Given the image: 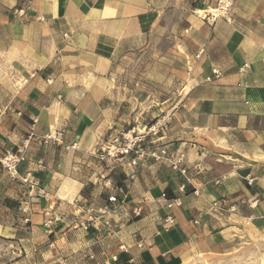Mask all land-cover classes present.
I'll list each match as a JSON object with an SVG mask.
<instances>
[{
    "label": "crops",
    "instance_id": "crops-1",
    "mask_svg": "<svg viewBox=\"0 0 264 264\" xmlns=\"http://www.w3.org/2000/svg\"><path fill=\"white\" fill-rule=\"evenodd\" d=\"M191 2L178 6L190 85L155 139L185 155L183 175L166 160L97 156L127 119L115 94L120 64L150 45L176 4L0 0V153L23 151L20 175L48 194L29 197L0 166V264H186L264 252V0H235L214 24ZM49 132H63L62 142L45 145ZM91 216L89 230L78 225Z\"/></svg>",
    "mask_w": 264,
    "mask_h": 264
},
{
    "label": "rangeland",
    "instance_id": "rangeland-1",
    "mask_svg": "<svg viewBox=\"0 0 264 264\" xmlns=\"http://www.w3.org/2000/svg\"><path fill=\"white\" fill-rule=\"evenodd\" d=\"M169 1L176 4L177 12L170 14L165 27L151 36L150 45L139 54L126 58L115 74V94L127 112V119L121 123L123 131L116 133V137L134 129L135 134H145L146 129L157 124L166 126L167 116L179 104L190 85V68L193 69V66L180 43L183 41L184 30L181 27L186 14L178 11V6L189 0ZM191 3L194 9H200L197 14L202 17L206 11L214 9V6L197 7L200 0H192ZM263 262L264 252L262 247H258L233 257L200 256L186 264H264Z\"/></svg>",
    "mask_w": 264,
    "mask_h": 264
},
{
    "label": "built area",
    "instance_id": "built-area-1",
    "mask_svg": "<svg viewBox=\"0 0 264 264\" xmlns=\"http://www.w3.org/2000/svg\"><path fill=\"white\" fill-rule=\"evenodd\" d=\"M235 0H219L214 9L206 11L204 18L210 24H214L217 19L225 18L229 19L230 15L234 9ZM204 54V50H201L197 54V58H200ZM215 76L219 77L220 73L214 70ZM145 134H135V129L129 131L126 134L117 136L112 140V143L103 152L98 154V159L102 162L107 160H118L120 158H127L130 154H135V158L131 162L134 166L138 164L139 160L152 159L156 162L166 160L170 163L171 168L175 171H179L181 174L186 175L187 169L185 167V155L169 152L166 148H160L158 146L159 135L164 134L166 131V126H159V124L145 130ZM33 134H29L23 143V149L28 148ZM63 132L52 133L49 132L44 135L43 143L45 145L60 144L62 142ZM26 160L25 153L23 151L14 152L6 151L5 153H0V166L7 171L12 180H20L21 184L25 187L29 197H42L48 200V194L40 187V184L36 177L27 173L26 175H20V166ZM185 186H181V190H184ZM117 201L116 197H110L109 203H115ZM27 202L26 208L27 209ZM110 212L109 207L102 210L101 215L105 216ZM134 216L140 217L141 210L136 208L134 210ZM96 219L91 216L87 221L78 224L81 228L89 230L91 225ZM169 220H167L168 222ZM107 226L109 222L105 223Z\"/></svg>",
    "mask_w": 264,
    "mask_h": 264
},
{
    "label": "bare ground",
    "instance_id": "bare-ground-1",
    "mask_svg": "<svg viewBox=\"0 0 264 264\" xmlns=\"http://www.w3.org/2000/svg\"><path fill=\"white\" fill-rule=\"evenodd\" d=\"M264 263V262H263Z\"/></svg>",
    "mask_w": 264,
    "mask_h": 264
}]
</instances>
